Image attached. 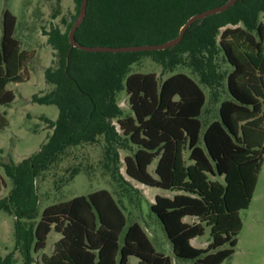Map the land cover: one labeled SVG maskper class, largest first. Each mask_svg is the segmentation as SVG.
I'll list each match as a JSON object with an SVG mask.
<instances>
[{"label": "trees", "instance_id": "1", "mask_svg": "<svg viewBox=\"0 0 264 264\" xmlns=\"http://www.w3.org/2000/svg\"><path fill=\"white\" fill-rule=\"evenodd\" d=\"M228 1L89 0L75 38L89 47L162 44L175 39L192 16ZM73 2L77 14L66 31L57 27L46 33L55 58L45 70L52 89L32 98L59 109L56 121L42 119L53 132L36 154L18 166H5L14 188L0 208L16 215V245L0 264H15L17 253L22 264H32L31 253L43 252L52 232L62 237L51 256L43 255V264H133L131 258L138 264H172L119 205L126 199L133 204L137 193L120 173L122 150L130 152L124 158L127 178L175 194L158 195L150 205L175 258L192 264L230 260L243 229L240 212L251 205L264 163V0H239L225 12L196 21L174 48L117 54L71 47L69 33L82 0ZM16 26L17 18L5 11L0 21V131L9 126L1 108L15 100L7 86L30 79L32 55L21 50ZM144 58L169 73L186 67L191 76L173 74L161 82L154 73L132 72ZM121 93L128 98V112L120 107ZM99 144L100 164L116 182L119 202L110 192L97 191L49 206L36 223L37 179L66 157ZM154 162L155 176L149 171ZM80 166L71 179L83 171ZM4 184L0 175V191ZM206 228L208 246H192Z\"/></svg>", "mask_w": 264, "mask_h": 264}, {"label": "rangeland", "instance_id": "2", "mask_svg": "<svg viewBox=\"0 0 264 264\" xmlns=\"http://www.w3.org/2000/svg\"><path fill=\"white\" fill-rule=\"evenodd\" d=\"M7 10L17 18L15 38L20 41L21 50L32 55V60L27 66L30 74L29 81L22 84H9L7 89L14 93L15 100L10 106L1 108V112L6 114L9 126L0 131V175L5 180L0 191V201L8 198L14 188L5 166L9 163L18 166L24 159L36 154L53 132L42 119L48 118L56 121L59 117V109L55 105L34 103L32 98L35 95L40 97L46 95L52 89L46 84L45 70L52 66L55 58L52 47L48 44L46 33L57 27L65 32L66 23H69L77 14L73 0H61V2L57 0H0L1 22ZM262 21L264 22V17ZM132 72L154 73L161 82L173 74L183 73L191 76L190 70L186 67H179L174 73H169L154 63L151 58H144L140 63L135 64ZM205 91L210 99V91L207 88ZM227 98L228 95L224 94L223 99ZM119 103L122 109L129 111L128 98L125 93L119 95ZM84 148L77 155L66 157L62 163L37 179L39 215L36 223L40 221L44 210L49 206L68 202L76 197H87L97 191L106 190L119 202L120 192L117 190L116 182L110 174L104 172L100 164L103 148L100 144ZM128 154L130 152L125 150L120 152L122 163L120 173L133 185L137 193L133 195L135 200L133 204L126 199L119 205L130 217V222H138L145 230H148L157 251L170 257L175 264H192L191 261L175 258L160 222L150 211V205L155 199L154 195L162 190L146 187L126 177L124 158ZM82 155L83 158H81ZM77 166H80L83 171L71 179V171ZM156 167L157 162L153 163L150 169L153 176H155ZM240 217L243 229L238 236L235 254L223 264H264V163L251 205L247 210L240 212ZM16 219L14 211L9 212L0 208V259H5L15 250ZM60 238V235L52 232L46 249L38 254L31 253L32 264H43V255L51 256ZM209 242L210 230L206 228L205 234L195 240L194 246L206 248ZM14 259L15 264L23 262V256L20 253H17Z\"/></svg>", "mask_w": 264, "mask_h": 264}, {"label": "water", "instance_id": "3", "mask_svg": "<svg viewBox=\"0 0 264 264\" xmlns=\"http://www.w3.org/2000/svg\"><path fill=\"white\" fill-rule=\"evenodd\" d=\"M239 0H229L222 6L214 7L207 9L201 13H198L192 16L186 24L182 27L179 35L170 41H167L162 44H153V45H132V46H121V47H110V46H99V47H89V46H82L79 42H77L75 38V34L77 29L81 26L83 21L85 20L88 3L89 0H82L79 15L75 20L73 27L69 33V41L72 48H78L82 51L88 53H137V52H153V51H164L167 49H171L179 45L186 33V31L196 22L199 20H203L211 15L220 14L222 12L227 11L233 5H235Z\"/></svg>", "mask_w": 264, "mask_h": 264}, {"label": "crops", "instance_id": "4", "mask_svg": "<svg viewBox=\"0 0 264 264\" xmlns=\"http://www.w3.org/2000/svg\"><path fill=\"white\" fill-rule=\"evenodd\" d=\"M197 80V79H196ZM206 92V91H205ZM155 163V162H154ZM153 165V164H152ZM152 165L150 166V168H149V171H150V169H151V167H152ZM166 196V197H173L175 194L174 193H171V192H168V191H161V192H159V193H156L155 195H154V197H156V196ZM153 203H154V201H153ZM185 221L186 222H188V223H191V222H193V220L192 219H190V218H187V219H185ZM145 230V229H144ZM146 231V233H147V235H148V237H149V239L151 240V236H150V234H149V232H148V230H145ZM58 235H60V234H58ZM50 236V235H49ZM60 237H62L61 235H60ZM167 237V236H166ZM49 239V238H48ZM61 239V238H60ZM196 239H198V238H196ZM196 239H194V240H192L191 241V244H192V246H194V242H195V240ZM152 242V241H151ZM168 242H169V240H168ZM57 243V242H56ZM153 244V243H152ZM169 244H170V246H171V243L169 242ZM154 246V245H153ZM195 247V246H194ZM154 248H155V246H154ZM171 248H172V246H171ZM156 249V248H155ZM200 249H205V248H200ZM156 251H157V249H156ZM157 252H159V251H157ZM159 253H161V252H159ZM161 254H163V253H161ZM166 256V255H165ZM166 257H168V256H166ZM170 258V257H169ZM136 261H135V260ZM171 259V258H170ZM172 260V259H171ZM130 261H131V263H133V264H138V260L136 259V258H131L130 259ZM172 264H175L174 263V261L172 260Z\"/></svg>", "mask_w": 264, "mask_h": 264}]
</instances>
